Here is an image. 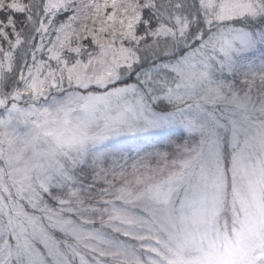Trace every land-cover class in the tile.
I'll return each instance as SVG.
<instances>
[{"label":"snow or ice","instance_id":"obj_1","mask_svg":"<svg viewBox=\"0 0 264 264\" xmlns=\"http://www.w3.org/2000/svg\"><path fill=\"white\" fill-rule=\"evenodd\" d=\"M0 264H264V0H0Z\"/></svg>","mask_w":264,"mask_h":264}]
</instances>
